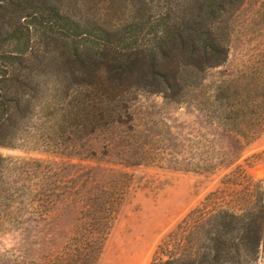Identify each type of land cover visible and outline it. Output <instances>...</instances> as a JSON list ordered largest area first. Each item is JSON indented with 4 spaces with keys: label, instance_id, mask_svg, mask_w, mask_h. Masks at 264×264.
Wrapping results in <instances>:
<instances>
[{
    "label": "trees",
    "instance_id": "obj_1",
    "mask_svg": "<svg viewBox=\"0 0 264 264\" xmlns=\"http://www.w3.org/2000/svg\"><path fill=\"white\" fill-rule=\"evenodd\" d=\"M143 93L193 106L213 131L144 127ZM263 133L264 0H0V147L69 158L65 174L39 162L7 178L0 154L1 229L42 227L33 248H7L0 264H97L129 167L213 172ZM230 177L243 183L210 192L151 264H258L264 188L241 165Z\"/></svg>",
    "mask_w": 264,
    "mask_h": 264
},
{
    "label": "rangeland",
    "instance_id": "obj_2",
    "mask_svg": "<svg viewBox=\"0 0 264 264\" xmlns=\"http://www.w3.org/2000/svg\"><path fill=\"white\" fill-rule=\"evenodd\" d=\"M221 69L219 67L211 71L206 79L209 87L216 81ZM135 106L144 127H156L170 137H193L199 133L207 137L213 131L193 106L179 107L162 95L140 94ZM66 153L67 150L62 154L25 145L0 147V154L11 159L5 171L7 178L13 175L11 168L25 163L32 168L39 162L51 164L65 174L63 167L69 160ZM70 159L73 163L80 162L76 156ZM238 165L244 167L264 188V133L244 149L235 164L219 167L213 172L173 170L155 164L129 167L127 171L132 180L128 195L97 264H151L163 238L176 228L190 210L200 205L210 192L221 189L224 187L223 182L231 179L243 183L237 178H228ZM35 175L32 176L34 180L38 174ZM41 228L34 223H28L23 228L11 226L5 230L0 227V255L7 248L22 250L23 244L33 248V243L41 238ZM37 247L34 245V248ZM258 264H264V252Z\"/></svg>",
    "mask_w": 264,
    "mask_h": 264
}]
</instances>
